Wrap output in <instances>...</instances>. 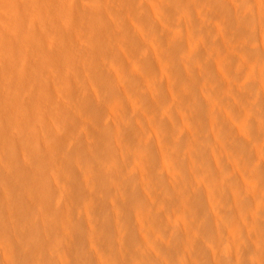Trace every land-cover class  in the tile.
Segmentation results:
<instances>
[{"label": "clouds", "instance_id": "9594fccd", "mask_svg": "<svg viewBox=\"0 0 264 264\" xmlns=\"http://www.w3.org/2000/svg\"><path fill=\"white\" fill-rule=\"evenodd\" d=\"M0 264H264V0H0Z\"/></svg>", "mask_w": 264, "mask_h": 264}]
</instances>
